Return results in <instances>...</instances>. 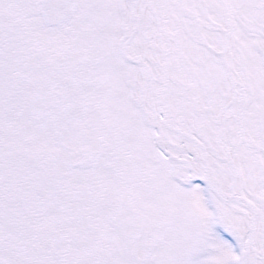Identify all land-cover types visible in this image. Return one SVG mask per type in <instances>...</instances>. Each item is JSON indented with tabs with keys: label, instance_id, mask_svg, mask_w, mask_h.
Here are the masks:
<instances>
[{
	"label": "snow or ice",
	"instance_id": "snow-or-ice-1",
	"mask_svg": "<svg viewBox=\"0 0 264 264\" xmlns=\"http://www.w3.org/2000/svg\"><path fill=\"white\" fill-rule=\"evenodd\" d=\"M0 264H264V0H0Z\"/></svg>",
	"mask_w": 264,
	"mask_h": 264
}]
</instances>
